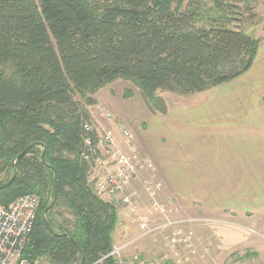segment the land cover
Masks as SVG:
<instances>
[{"label":"trees","instance_id":"trees-1","mask_svg":"<svg viewBox=\"0 0 264 264\" xmlns=\"http://www.w3.org/2000/svg\"><path fill=\"white\" fill-rule=\"evenodd\" d=\"M248 2L0 0V203L39 199L21 258L111 263L102 257L118 215L88 187L80 156L91 95L126 79L149 111L165 112L158 91L187 95L241 75L262 39L243 26Z\"/></svg>","mask_w":264,"mask_h":264},{"label":"crops","instance_id":"crops-1","mask_svg":"<svg viewBox=\"0 0 264 264\" xmlns=\"http://www.w3.org/2000/svg\"><path fill=\"white\" fill-rule=\"evenodd\" d=\"M261 38L241 75L192 94L174 93L165 112L147 110L131 124L139 150L164 183L160 197L194 213L223 215L234 226L217 230L222 246L252 247L255 254L263 242L252 231L264 234V34ZM119 226L113 242L126 235Z\"/></svg>","mask_w":264,"mask_h":264},{"label":"built area","instance_id":"built-area-1","mask_svg":"<svg viewBox=\"0 0 264 264\" xmlns=\"http://www.w3.org/2000/svg\"><path fill=\"white\" fill-rule=\"evenodd\" d=\"M99 109L103 111V119L112 125H103L100 121L84 123L90 136L83 139L80 155L88 153L93 157V162H86V182L96 197L113 206L119 225L125 219L138 229L134 235L124 232L127 236L113 242L112 249L102 258L112 256L111 264H177V253L161 249L162 252L148 255V251L142 253L135 244L145 237L159 235L174 249L180 237L190 240L192 231L187 229L186 233L185 226L193 224L196 218L180 216L173 198L161 201L164 183L152 159L139 150L134 132L119 122L116 125L108 108L100 105ZM145 207L147 210L142 209ZM38 208V197L30 193L6 205L0 203V264H29L21 258V253Z\"/></svg>","mask_w":264,"mask_h":264},{"label":"rangeland","instance_id":"rangeland-1","mask_svg":"<svg viewBox=\"0 0 264 264\" xmlns=\"http://www.w3.org/2000/svg\"><path fill=\"white\" fill-rule=\"evenodd\" d=\"M242 5H240L241 9L244 8ZM248 6H250L248 12H246L245 9L243 10L245 14L243 26L251 31L254 36L262 37L264 34V0H249ZM263 47L264 43L262 45V50ZM99 90H97L98 99H95L96 102L87 106L95 124H98V121H100L103 125H112V122L103 119V111L99 109L100 105H103L112 112L114 119L117 121L114 120L116 125L119 122L131 130L133 120L143 117L148 110L140 90L130 80L119 78L108 83ZM158 94L165 99L166 103L172 101L174 98V93L158 91ZM167 199H169V197L162 196L161 201L164 202ZM177 204L180 216L186 215L196 218V220L193 221L194 223L192 222L193 224L185 226L186 233L188 230L192 231L190 240L187 239L186 236L180 237L175 248L172 249L169 245L165 244L164 240L159 235L155 237H145L135 244L139 251L142 253L148 251V255H153L157 251L162 252V250L169 251L171 254L177 253V264H264L262 259L264 258V234L262 232L259 231L255 233V231H252V233L249 231L252 234L260 236L263 242L257 251L258 254H255V249L252 247L248 249L224 247V245L222 246L221 235H219V231L217 232V230L222 229L221 227L224 229L226 226H234L232 222L223 218V215L207 214L202 211L194 213L188 209L186 205L183 206L178 202ZM142 209L147 210L146 207ZM206 218L211 219V221L205 220ZM121 225L125 226L124 229L127 231L125 232L127 235H134L138 231L135 225L125 219ZM121 225L119 227H121ZM235 227L240 228L243 226L237 225ZM186 244H190V246L188 247Z\"/></svg>","mask_w":264,"mask_h":264},{"label":"water","instance_id":"water-1","mask_svg":"<svg viewBox=\"0 0 264 264\" xmlns=\"http://www.w3.org/2000/svg\"><path fill=\"white\" fill-rule=\"evenodd\" d=\"M26 148L20 153V155H22L24 152H25ZM13 178V177H12ZM12 178L10 180H8L6 182V184L10 183V181L12 180ZM54 182H55V178H54ZM56 194H57V189L56 187H54V195H53V199L52 201L50 202V204L44 209L43 213H45L53 204H54V201L56 199Z\"/></svg>","mask_w":264,"mask_h":264},{"label":"bare ground","instance_id":"bare-ground-1","mask_svg":"<svg viewBox=\"0 0 264 264\" xmlns=\"http://www.w3.org/2000/svg\"><path fill=\"white\" fill-rule=\"evenodd\" d=\"M82 150H83V149H82ZM81 153H82V152H81ZM80 156H81V158H82L83 160H85V162H89V163L93 162V157H91V155L88 154V153L85 154L84 156H83V155H80ZM42 159H43V156H42ZM14 175H15V174H13V176H12L13 178H14ZM13 178H12V179H13ZM11 181H12V180H11ZM11 181H10V182H11ZM111 249H112V247H111ZM108 258H110L111 263H112L113 257H112V256H108ZM111 263H110V264H111Z\"/></svg>","mask_w":264,"mask_h":264}]
</instances>
